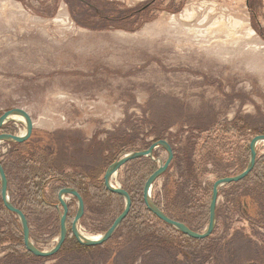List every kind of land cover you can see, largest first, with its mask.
Instances as JSON below:
<instances>
[{"label": "rangeland", "instance_id": "obj_1", "mask_svg": "<svg viewBox=\"0 0 264 264\" xmlns=\"http://www.w3.org/2000/svg\"><path fill=\"white\" fill-rule=\"evenodd\" d=\"M14 107L34 128L22 144L2 142L0 160L39 248L59 236L63 187L82 192V232L109 227L125 200L105 191L108 165L157 139L174 157L152 195L203 231L214 182L241 172L264 134V0H0V114ZM25 130L12 120L0 133ZM154 156L168 154L159 146ZM256 161L248 178L220 188L217 225L201 244L162 225L152 233L164 247L142 241L152 216L137 207L134 185L158 166L148 157L114 175L136 206L98 248L73 247L78 202L68 195L63 248L24 259L20 221L0 197V231L16 237H0V264H264V142Z\"/></svg>", "mask_w": 264, "mask_h": 264}, {"label": "water", "instance_id": "obj_2", "mask_svg": "<svg viewBox=\"0 0 264 264\" xmlns=\"http://www.w3.org/2000/svg\"><path fill=\"white\" fill-rule=\"evenodd\" d=\"M16 116H20L24 119V121H19L22 124L25 125L26 130L25 132L21 134H15V133H7V132H1L0 133V144L2 142H13V143H23L26 140L29 139V137L32 134L33 128H34V121L31 116V114L22 107H14L5 110L2 114H0V130L3 125L8 123L9 121H16ZM264 142V134H257L255 135L251 142H250V156L247 163V166L239 173L235 175H229L224 176L219 179H217L212 188V194L210 197L209 202V221L206 226V228L203 231H197L193 228H191L189 225H187L184 222L175 220L171 217H169L163 209H161L155 202V199L152 195V189L154 183L157 181L158 178H160L170 167L174 152L173 147L169 143L167 139H159L156 141H153L148 148L142 149V150H131L129 152H126L116 160H114L106 169L104 174V182L107 187V189L111 192L117 193L121 195L125 200V205L121 213L115 218L112 225L103 233L99 234L98 237L93 238L91 236L85 235L81 229H80V220L82 216L84 215L85 211V203L82 195L78 192V190L75 187L67 186L63 187L59 191V205L57 207L60 211V223H59V236L57 238V241L54 246H52L49 249H41L39 248L31 239L30 236V226L29 221L27 219V216L25 213L17 208L11 201L10 195H9V183H8V177L5 171V168L2 165V162L0 160V182H1V193H2V199L4 202L5 207L14 213L21 224V228L23 231V237H24V245L27 251L32 253L33 255L37 257H51L55 255L63 246L65 243L67 236L69 234L68 229V213H69V206L67 203V196L72 195L77 199L78 202V209L75 214V217L72 222L71 231L76 240L84 246H97L102 245L103 243L107 242L109 239L113 237L115 232L118 230L124 219L129 214L131 207H132V198L130 193L121 187L120 185H115L113 182V177L115 174L118 173V171L129 161L140 158V157H150L154 161L158 162L157 169L148 177L144 184L143 189V196L145 204L147 205L148 209L156 215L159 219L166 222L167 224L173 226L175 229L180 231L181 233L195 238V239H205L209 237L218 221L217 216V205H218V199H219V191L220 188L224 185L238 182L245 177H247L250 172L254 169L256 160H257V146L259 143ZM159 146H162L168 156L165 160L161 158H156L154 156L155 149ZM60 206L62 209L60 210Z\"/></svg>", "mask_w": 264, "mask_h": 264}, {"label": "trees", "instance_id": "obj_3", "mask_svg": "<svg viewBox=\"0 0 264 264\" xmlns=\"http://www.w3.org/2000/svg\"><path fill=\"white\" fill-rule=\"evenodd\" d=\"M146 7H142L140 10H138L139 12L140 11H142L143 9H145ZM7 124V123H6ZM6 124L5 125H3L2 126V128H1V130H5V126H6ZM0 130V131H1ZM2 132H6V131H2ZM157 140H159V139H157ZM24 143V142H23ZM19 144H22V143H19ZM149 147V146H148ZM147 147V148H148ZM139 150H142V149H139ZM174 152V151H173ZM141 158H144V157H140V158H137V159H141ZM149 158V160L152 162V163H156L152 158H150V157H148ZM134 160H136V159H134ZM131 161H133V160H131ZM131 161H129V162H131ZM129 162H127V163H129ZM257 162V161H256ZM126 163V164H127ZM111 164V163H110ZM109 164V165H110ZM125 164V165H126ZM2 165H3V167L5 168V166H4V163H2ZM108 165V166H109ZM158 167V166H157ZM157 167H154L149 173H148V176H147V178H145V180H144V182L142 183V184H140L139 185V183L137 184V185H134L135 186V188H136V192H137V195H138V200H136L138 203H137V207H139V208H143L144 210H145V212L148 214V215H150V216H152V218H151V220L152 221H148V220H146L145 222H144V233H143V240L142 241H144V242H146V244H147V246L146 247H150V248H153V247H164L165 246V244H166V242L165 241H161V240H166V239H164V238H162V236H160V235H157V234H154V233H152L153 231H157L158 233H159V231H161V229H163V228H161V225L162 226H164V227H167V228H169L170 230H172L174 233H178L179 235H185V234H183V233H181L180 231H178L177 229H175L173 226H171V225H169V224H167L166 222H164V221H162L161 219H159L156 215H154L149 209H148V207H147V205L145 204V201H144V196H143V189H144V184H145V182H146V180L148 179V177L157 169ZM255 167H256V164H255ZM255 167H254V169H255ZM6 169V168H5ZM254 169L250 172V174H252V172L254 171ZM6 171V170H5ZM6 174H7V172H6ZM165 174V173H164ZM163 174V175H164ZM249 174V175H250ZM248 175V176H249ZM248 176L247 177H245L244 179H246V178H248ZM244 179H242V180H240V181H238V182H233V183H230V184H236V183H239V182H242ZM1 183V182H0ZM8 183H9V179H8ZM104 184H105V182H104ZM0 186H1V184H0ZM73 187H75L77 190H78V192L82 195V192H80V189L77 187V186H75V185H73ZM104 188H105V191L107 192V193H109V194H114V195H117V196H120V197H122L121 195H119V194H117V193H114V192H111V191H109L108 189H107V187H106V185H104ZM183 188V189H182ZM181 188V191H180V195H181V197L182 198H184L185 199V197H184V194L186 193H188V192H186L185 191V186H183ZM62 189V188H61ZM60 189V190H61ZM124 189H126L129 193H130V195H131V198H132V207H131V210H130V212H129V214L127 215V217L124 219V221L125 220H128V218L130 217V215L132 214V212H133V210L135 209V206H136V202H135V196H134V192L130 189V188H127V187H124ZM59 190V191H60ZM0 197H1V202H2V204H3V206H4V208L6 209V211H8L9 213H11V214H14V213H12L11 211H9L6 207H5V205H4V202H3V199H2V193H1V189H0ZM212 194V193H211ZM58 195H59V192H58ZM176 195H177V193H176ZM83 197V196H82ZM123 198V197H122ZM238 198H240V197H238ZM243 198V197H242ZM10 199H11V201H12V203L17 207V208H19V209H21L25 214H26V209L22 206V205H20V204H18V203H16L14 200H13V198H11L10 197ZM58 200H59V196H58ZM155 202H156V204L161 208V209H163L164 210V212L169 216V217H171V218H173V219H175V220H178V221H181V222H184V223H186L187 225H189L190 226V223H189V219H186V218H183V217H177V216H174V215H172V213L168 210V204H170V203H173L172 202V199H171V202L170 203H167V206H162L160 203H159V201L157 200V199H155ZM57 208V207H56ZM122 211V210H121ZM121 213V212H120ZM119 213V214H120ZM76 214V213H75ZM118 214V215H119ZM15 215V214H14ZM117 215V216H118ZM26 216H27V218H28V214H26ZM116 216V217H117ZM218 216V215H217ZM115 217V218H116ZM69 218H70V216H69V213H68V226H69ZM115 218H114V220H115ZM149 218V217H148ZM262 218V217H261ZM29 220V219H28ZM113 220V221H114ZM113 221H112V223H113ZM123 221V222H124ZM208 221H209V219H208ZM73 222V221H72ZM123 222H122V224H123ZM112 223L109 225V227L112 225ZM121 224V225H122ZM21 225V224H20ZM121 225H120V227H121ZM71 226H72V223H71ZM109 227H107L103 232H105ZM191 227V226H190ZM192 228V227H191ZM14 229H15V227H14ZM22 229V228H21ZM9 230H13V229H10L9 227H6V229H5V231H0V237L1 238H8V239H10V240H16V237H15V235L13 234V232H11V231H9ZM145 231H147V232H149V231H151V233H149V235L148 234H146L147 232H145ZM102 232V233H103ZM117 232V231H116ZM115 232V233H116ZM70 233H72V231H70ZM22 234H23V231H22ZM153 234L154 235H156L155 237L153 236ZM69 235V234H68ZM114 236V235H113ZM185 236H187V235H185ZM68 237V236H67ZM191 241H194V242H197V243H200L201 244V242H203L205 239H195V238H192V237H189V236H187ZM21 238H22V241H23V244H24V237H23V235L21 236ZM162 238V239H161ZM208 238V237H207ZM160 239V240H159ZM67 240V239H66ZM154 240H155V242H154ZM157 242V243H156ZM170 242V241H169ZM65 244V243H64ZM155 244V245H154ZM64 246V245H63ZM63 246H62V248H63ZM24 247H25V245H24ZM73 247H75V248H77V249H79V248H82V249H91V248H95L96 246H84V245H81L77 240H76V242H74V244H73ZM97 248H98V245H97ZM5 249H7V250H10L9 252L10 253H15V252H17L14 248H12L11 247V245L9 244V245H6L5 246ZM4 249V250H5ZM19 254H23L24 255V259L25 258H35V259H38L39 257H37V256H35V255H33L32 253H30L29 251H27V249H25V251H23V253H19ZM22 257V256H21ZM47 258H49V257H47ZM51 258V257H50ZM43 259V258H42Z\"/></svg>", "mask_w": 264, "mask_h": 264}, {"label": "bare ground", "instance_id": "obj_4", "mask_svg": "<svg viewBox=\"0 0 264 264\" xmlns=\"http://www.w3.org/2000/svg\"><path fill=\"white\" fill-rule=\"evenodd\" d=\"M15 119H17V120H19V121H24V119L22 118V117H20V116H16V118ZM84 233V232H83ZM85 234V233H84ZM85 235H87V236H91V235H88V234H85ZM99 236V234H97L96 236H91V237H93V238H96V237H98Z\"/></svg>", "mask_w": 264, "mask_h": 264}]
</instances>
